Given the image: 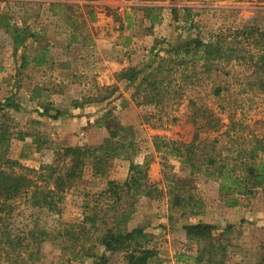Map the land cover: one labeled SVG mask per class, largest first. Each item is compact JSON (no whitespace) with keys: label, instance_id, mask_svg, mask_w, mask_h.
Segmentation results:
<instances>
[{"label":"rangeland","instance_id":"1","mask_svg":"<svg viewBox=\"0 0 264 264\" xmlns=\"http://www.w3.org/2000/svg\"><path fill=\"white\" fill-rule=\"evenodd\" d=\"M259 33L264 0H0V106L7 105L3 112L13 132L7 156L15 170L34 180L41 165L60 172L71 160L61 148L97 146L119 127L124 130L116 138L131 141L135 150L109 159L104 175L83 165L60 192L56 209L35 205L29 192L10 200L8 212H0V264H126L117 252L99 262L104 250L93 230L78 229L93 207L105 209L98 193L108 179L125 181L131 161L147 163L151 194L130 201L126 227L148 234L146 245L157 253L149 264H207L194 259L199 245L183 229L197 222L216 226L217 233L233 227L223 264H260L264 188L221 190L217 171L225 164L243 176L238 161L250 158L255 142L264 144ZM196 39L222 45V56L207 70L200 49L175 57L177 46L194 50ZM41 48L46 56L39 66L31 57ZM23 53L30 61L20 68ZM159 65L165 66L158 77L165 92L149 102L150 87L142 81ZM130 68L135 77L122 78ZM33 89L39 97H30ZM42 105L61 114L53 119ZM203 107L219 118L216 127H202ZM171 140L194 143L199 162L213 158L216 167L193 172L168 153ZM35 182L55 191L52 179ZM174 195L189 203L173 205ZM76 236V244L91 246L96 258L72 257L68 248Z\"/></svg>","mask_w":264,"mask_h":264},{"label":"trees","instance_id":"2","mask_svg":"<svg viewBox=\"0 0 264 264\" xmlns=\"http://www.w3.org/2000/svg\"><path fill=\"white\" fill-rule=\"evenodd\" d=\"M15 38L17 39L19 36L17 35ZM260 39L264 46V33L260 34ZM194 41L196 42L194 50H191L188 44L184 47L177 46L174 49L175 57L180 53L186 56L191 51L200 49L198 57L203 60L207 70L222 56V45L220 42L208 41L207 43H202L197 39ZM45 56L46 51L41 48L38 53L31 57V61L36 65H43L45 63ZM259 60V62L257 61L258 64H256L259 65L260 74L264 78V52H261ZM29 61L27 54L23 53L20 68L25 67ZM164 67L159 65L151 69L142 81V85L150 87L148 89L149 98L147 99L149 102L155 101L156 98L161 99L162 94L165 92V89L161 85L162 81L158 78ZM120 76L127 80H132L135 77V70L130 68L128 72L121 73ZM260 85H264L262 81ZM30 93L31 98L39 97L40 95L35 89L30 90ZM5 106H0V212H8L10 209L9 201L22 194H28V192L35 205L56 209L57 200L60 199V192L71 185L72 180L79 174L83 165L89 164L95 174L104 175L109 159L119 158L121 155L129 157L135 151L131 141L126 142L116 138L118 133L124 130L122 127L109 131L108 137L97 146L61 148L62 155L65 158H71L69 166L66 165L60 172H57L52 166L46 164L41 165L38 170L33 172L36 175L35 180L38 178H42L43 181L52 179L55 191L42 190L37 186L32 176L15 170L16 161L11 160L7 156L13 132L9 123L10 118L3 112ZM41 107L43 108V113L53 119L61 114L59 110H55L54 114H49L50 108L47 105H42ZM199 110L202 112V115L205 114L206 118L205 126L202 127L210 126L213 128L219 124V118L214 116L210 110L205 107ZM199 129L204 128H200L199 126ZM22 135V133L17 134L19 138H23ZM196 137L197 134L194 139ZM255 143L256 145H254L249 158L250 161L249 159L238 161L239 168L243 171V176L231 174V170L225 164L217 166L221 190L225 187L227 190L236 189L238 194H248L256 188H264V144L258 141ZM165 145L166 149L169 150L168 153L179 158L181 163H185L193 172L196 166L200 170L202 166H205V172L209 171V167H216V162L213 158H209L204 164L199 162L197 156L198 147L194 143L185 144L171 140L166 142ZM146 168L147 163L138 164L131 161L129 174L125 181L119 183L108 179L105 188L98 193L100 197L106 199L104 202L105 209L93 207L91 214L84 216V223L80 225L78 230L82 234L93 230L97 244L101 245L104 250L98 259L99 262L107 260L106 252L111 254L116 252L121 253L126 264H149L152 258L157 255L153 248L146 245L148 243V234L146 232L138 227L130 230L126 227L133 212V202L130 201L133 200L135 195L141 193L145 195L151 194L150 187L146 183ZM174 186L177 187L175 184ZM188 198L182 200L179 196L174 195L173 205H183L184 203L187 205L189 203ZM123 199L127 204L124 203ZM192 214H195V212H192ZM2 219V216H0V221ZM97 221H99L98 225ZM86 223L89 226L86 227ZM232 228L230 224H227L217 233L218 228L210 223L197 222L185 225L183 229L186 237L194 240L199 245L194 259L197 262L205 261L207 264H223L225 243L230 239ZM79 232L73 233V235H81ZM3 235L6 236L5 239L10 244L14 241L17 243L18 241V239L10 238L6 233H3ZM72 238L75 242H72V246L68 250H71L73 258L83 255L92 257L93 259L96 258V254L91 252V246L90 248H85L80 244H76L78 241L77 236L76 238ZM75 245L79 247L78 250H75ZM260 264H264V255L260 259Z\"/></svg>","mask_w":264,"mask_h":264}]
</instances>
